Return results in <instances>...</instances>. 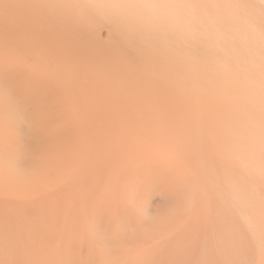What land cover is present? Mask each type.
I'll return each mask as SVG.
<instances>
[{"label":"bare ground","instance_id":"bare-ground-1","mask_svg":"<svg viewBox=\"0 0 264 264\" xmlns=\"http://www.w3.org/2000/svg\"><path fill=\"white\" fill-rule=\"evenodd\" d=\"M0 264H264V0H0Z\"/></svg>","mask_w":264,"mask_h":264}]
</instances>
